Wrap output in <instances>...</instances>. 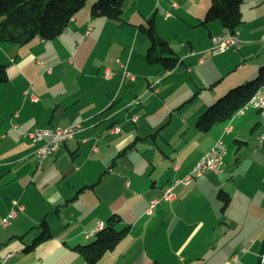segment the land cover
Segmentation results:
<instances>
[{"label":"crops","instance_id":"0c3cea01","mask_svg":"<svg viewBox=\"0 0 264 264\" xmlns=\"http://www.w3.org/2000/svg\"><path fill=\"white\" fill-rule=\"evenodd\" d=\"M143 1L146 9L138 7L146 20L140 25L154 16L158 33L182 58L172 70L147 60L152 65L142 61L132 66L147 76L152 93L147 105L137 102L143 92L135 85L137 76L124 77L125 69L133 73L132 51L112 68L88 65L81 46L75 50L80 36L85 33L83 43L93 36L94 28H86L95 17H90L92 3L89 13L82 8L53 40L35 37L24 44L0 40V64L8 65V81L0 83V264H72L68 255L78 252L73 247L90 241L114 213L121 215L119 226L131 225L130 233L108 251L119 250V257L106 252L95 264H163L160 257H150V249L163 247L174 257H183L181 264H264V111L249 107L209 132L196 127L209 105L255 78L264 64V0H244L240 48L216 55L210 51L212 37L225 28L217 20L201 24L212 0H151L150 6L149 0ZM125 4L121 25L133 23L138 14L125 18ZM158 12L164 19H158ZM98 17L100 24L108 23L104 19L108 17ZM153 94L162 97L168 110L195 104L190 118L177 122L185 128L189 119H197L193 129L199 150L194 155L179 154L175 148L168 155L171 159H162L158 167L156 154L145 142L156 139L169 122L152 117L159 109H151ZM137 111L141 117L133 114ZM77 122L85 129L38 168L40 144L24 134ZM227 123L232 125L229 133ZM116 126L120 130L112 131ZM220 137L228 148L223 171L209 170L190 184H179L175 200H163L148 213L150 201L190 173ZM221 189L231 196L226 209L218 198ZM15 201L23 209L4 225ZM45 217L53 237L25 251L41 234Z\"/></svg>","mask_w":264,"mask_h":264},{"label":"trees","instance_id":"16d2710c","mask_svg":"<svg viewBox=\"0 0 264 264\" xmlns=\"http://www.w3.org/2000/svg\"><path fill=\"white\" fill-rule=\"evenodd\" d=\"M88 0H0V40L27 43L35 37L53 40L69 26L72 18L87 4ZM244 0H212L201 24L220 21L224 28L234 32L243 23L242 4ZM125 0H94L91 15L105 16L121 20ZM146 33L150 46L146 53L149 63H159L163 70H172L182 62V58L157 30L154 16L140 25ZM7 64H0V83L8 81ZM264 85V64L257 76L243 84L231 88L199 116L196 127L209 132L214 126L227 122ZM218 198L223 202L222 209L230 204V194L221 189ZM121 215L112 214L96 232V238L89 243L78 244L74 250L82 253L88 264L97 263L106 252L113 250L130 233L131 225L119 227ZM42 232L34 242L25 247L32 251L40 243L53 237L48 219L41 221ZM152 264H160L155 261Z\"/></svg>","mask_w":264,"mask_h":264},{"label":"rangeland","instance_id":"374dc122","mask_svg":"<svg viewBox=\"0 0 264 264\" xmlns=\"http://www.w3.org/2000/svg\"><path fill=\"white\" fill-rule=\"evenodd\" d=\"M147 1L148 0H145V2H147ZM143 2H144L143 0H127L126 1L125 18H130L134 13L138 12V14L136 13V16H134L132 18L133 23H127V24L121 25L118 23V20H113V19L111 20L108 18H104L108 21V23L107 24H100L99 17H93L90 15V17H93V20L87 22L86 28H88V27L94 28L93 36L83 43L84 35H85V33H84L83 37L80 36L79 41H76V44L74 46L75 50H76L78 45L81 46L82 57L86 58V60H88V62H87L88 65H92L95 63H102V64L109 65L112 68L119 67L118 64L116 63V60L118 58H120L123 61H126V59L129 56L128 53L132 51V56L130 59V65H131L130 70H132V72H133L132 74H135L137 76V82L135 84V85H137L136 87H139L143 90V92L140 94L141 97L139 99H137V102L141 101V103H142L141 106L147 105L146 100L152 94L150 89L148 88V85H147L148 80H147V76L145 75V73H140L138 71H135V68L132 69L133 65L134 66H140L142 61L147 66L152 65V64H148V62L145 59V53L147 51V46H149L148 37L146 36V34L144 32H141L138 28L139 25L141 24V22L146 20L143 17V15L139 12V7H138V6H140L143 9H146L145 7H143V4H142ZM91 3H92V0H88V4H87L88 6H85L84 11H88ZM150 4L151 5L153 4V2L151 0H149V6H150ZM88 13H89V11H88ZM145 16H146V14H145ZM158 19H164V16L162 15L161 12L158 15ZM172 31H174V30H172ZM172 31H170V32H172ZM80 35H81V33H80ZM80 56H81V52H80ZM89 57L91 60L89 59ZM75 59H76V57H75ZM244 65H246V64H244ZM150 69H151V71H154V66L151 67ZM87 78H90V77H87ZM122 78H123V76H122ZM100 81L102 84L106 83V80H104V78H101ZM126 83H130L129 79L126 80ZM131 85L133 86V83L128 84L126 86H131ZM204 91L205 90H202V98L206 95ZM145 92L146 93L150 92V93L147 96V95H145L146 94ZM153 95H155V94H153ZM196 98H198V100H199L201 98V94L198 93ZM198 100H196V101H198ZM169 101L172 102L173 98L170 99ZM149 102H150L152 110L159 108L158 110L155 111L156 114L152 115V117L159 118V120H164V122H166V123L169 122L167 124L166 128H163L161 130V133L158 134L156 139L150 138L145 142L151 148V150L149 152L152 154L151 151H153L154 152L153 154H156V158H157L156 164L159 165L158 167H161L160 163H161L162 159L170 160L171 157H169L168 155L174 154L177 151V149H178L179 154L194 155L195 151L199 150V148L195 147L196 146L195 145L196 140H194V139H195L196 134L194 132H196V130L193 129L197 119H195V117H192L191 119H189L190 123L185 128L178 127L177 122L179 121V118H181V117L183 118L184 116H188V118H190L189 116L193 113L190 112L189 109H190V107H193V105H195V104H190L192 106H186L185 109H183V108L173 109L174 110L173 111V110H168L166 108V106L163 105L162 97H160L159 95H155L152 99L149 100ZM187 105H189V104H187ZM134 106L135 105L131 106L132 108L130 107V109L133 110ZM127 112L128 111H126L125 113H127ZM133 114L139 115L140 117L142 116L138 111L136 113H133ZM159 120H158V122H160ZM132 125H135V124H132ZM119 130H120V127H117V126L112 128V131H115V132L119 131ZM189 138H191V141H188ZM191 145H192L191 150H188ZM175 148H177V149L175 150ZM195 148H196V150H195ZM177 167L178 166L176 165V168ZM112 193H113V190H111L110 196L112 195ZM162 196H160L159 198H161ZM222 204H223V202H222ZM127 207H128V205H127ZM123 226H125V225L122 224L119 227L121 228ZM99 227L97 228L96 232L100 229ZM95 236L96 235H93L92 239H90V241H88L87 243L92 242L96 238ZM140 248L141 247H139L138 249L140 250ZM147 248L149 249V245ZM118 251L119 250H116L114 252H112V251L108 252V255H109L108 257H119ZM62 255H63V253L58 254L56 257H63ZM72 255H73L72 257H70L71 255H68V257H69L67 260L68 263H72V264L84 263L85 258H84V255L82 253L72 252ZM132 256H133L132 253L130 255H128V257H132ZM154 256L160 257L163 260V264H181L179 262V260H181V258H183V257H174L171 254V252L166 249V247H163L161 249V251H156L155 249H153L151 251V249H150V257H154ZM184 258H186V257H184Z\"/></svg>","mask_w":264,"mask_h":264},{"label":"built area","instance_id":"2783aa9c","mask_svg":"<svg viewBox=\"0 0 264 264\" xmlns=\"http://www.w3.org/2000/svg\"><path fill=\"white\" fill-rule=\"evenodd\" d=\"M174 6H177V3H174ZM167 15H171L167 13ZM242 39L240 37V31L237 29L234 32L225 28L224 31L219 35H214L212 37V45L210 48L211 53L214 55L224 53L231 49L240 48ZM264 47V39H263ZM124 77L134 78V75L125 69L123 71ZM112 72L107 73V76H111ZM249 107L257 108L261 111H264V85L261 86L254 95L243 105L233 117L241 116L245 113L246 109ZM232 119V118H231ZM85 129V126L82 122H77L69 126H49V127H38L28 133H25L24 136L31 139L33 142L39 143L40 146L37 149L38 156V168H42L46 159L52 154L56 153L62 143L67 140L73 139L77 134L82 132ZM232 131V125L227 123L225 126V133ZM227 145L223 139L220 137L213 147L203 154L200 158L192 172L187 174L182 179H176L171 183L164 191V194L161 198H154L151 200L148 207V213H152L157 205H159L163 200L172 201L176 199L175 188L179 184H190L197 177L204 175L207 171L212 170L216 173L223 171L224 160L227 154ZM23 209L22 206L18 204L17 201L14 202L9 215L3 219V224L8 225L12 218H15L19 210ZM12 254H9L5 257V260L9 259Z\"/></svg>","mask_w":264,"mask_h":264},{"label":"bare ground","instance_id":"6f19581e","mask_svg":"<svg viewBox=\"0 0 264 264\" xmlns=\"http://www.w3.org/2000/svg\"><path fill=\"white\" fill-rule=\"evenodd\" d=\"M103 225H101L99 228H101Z\"/></svg>","mask_w":264,"mask_h":264}]
</instances>
